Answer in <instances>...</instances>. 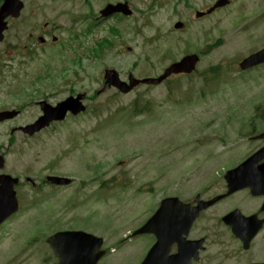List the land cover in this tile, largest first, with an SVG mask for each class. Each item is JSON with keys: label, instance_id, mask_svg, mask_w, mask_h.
Masks as SVG:
<instances>
[{"label": "rangeland", "instance_id": "1", "mask_svg": "<svg viewBox=\"0 0 264 264\" xmlns=\"http://www.w3.org/2000/svg\"><path fill=\"white\" fill-rule=\"evenodd\" d=\"M214 1L184 0L182 4L180 1L158 0L152 11L143 18L148 23L141 43H134L123 34L117 47L98 60L85 58V49L71 41V32L65 20L62 22L65 26L56 33L60 35L67 58L73 59H65L75 69L72 83L82 86V91L93 93L101 87L100 75L106 66L115 68L121 74L133 70L136 78H142L160 74L165 66L188 51L202 52L201 63L190 78H171L169 82L153 88L140 86L127 96L109 91L97 98L91 105L95 119L94 110L99 111L98 116L102 119L120 111L117 119L121 126L113 115L100 126H95L94 120L74 126L71 139L78 143L77 149L74 150L67 143L61 148L55 147L57 151L60 150V168L54 165L55 154L50 155L47 151L28 162H24L20 155L10 156L16 172L28 166L42 169L46 165L50 166L52 172L80 184L76 188H62L60 203L55 199L54 192L46 189L48 201L54 204L51 211L41 215V228L34 241L32 238L37 236L36 231L40 226L34 221H23L34 213L44 212L45 206L28 210L24 204L21 213L10 220V225L1 229L4 234L10 233V239L0 236V243L6 242L5 249L0 250V264H47L43 257L47 254L45 243L40 239L59 223L58 229L87 230L104 237L105 242L113 241L138 229L165 197L176 196L186 201L198 193L206 198L216 194L215 186L221 181L223 173L220 170L215 176L216 169L228 160L224 168L230 162H240L250 147L242 149L235 158L227 159V152L232 150V146L220 144L221 131L225 129V133L236 141L235 137L238 135L240 139L239 135L248 129L257 131L264 128V65L246 72H240L237 68V62L243 57L264 48V0H230V6L214 11L215 14L206 16L205 20L193 19L194 11H205ZM23 2L22 19L16 20L21 24V34L29 29L28 25L22 24L23 20L28 23L42 17L61 23L65 5H60L57 0ZM163 4L166 5L161 7ZM52 7L56 12H51ZM139 7L142 8V5ZM170 15L186 23L185 29L168 33L165 41L154 40L149 45L150 39L158 38L159 31L165 32ZM128 21L135 26H140L142 22L141 16ZM11 34L10 30L4 33L6 41H10ZM6 41L0 43V63L7 58L10 61L6 63L7 74H0V104H4L9 73H16L26 81L33 76L28 62L17 56L16 50ZM92 42L88 43L89 46ZM126 42L131 46V53L120 55ZM35 49L36 55L31 57L32 60L37 57L45 59L48 49L52 53L59 51L51 45L47 50L42 47ZM5 50L8 54L3 53ZM157 52H161V55ZM135 56L138 60L136 69L132 65L136 60H129V57ZM76 59H80L81 65L74 62ZM30 65L36 74L47 72L41 60H33ZM87 67L96 71L95 76L85 78ZM210 67L220 68L215 73L217 79L209 76L206 80ZM206 81L212 82L207 85ZM46 92L53 94L54 87ZM137 97L141 99L139 105L151 102L150 110L139 116L133 115V107L130 106ZM12 99H8V103ZM249 124L252 127L248 128ZM249 136H245L242 142H246ZM21 138L18 134L11 150L20 151L17 142ZM3 142L7 141L0 128V144ZM242 142L237 145L240 146ZM25 148H21L23 157L28 156ZM51 149H54V145H51ZM83 152L86 154L81 156ZM108 179L118 181V187L104 189L106 194L98 193L101 182ZM25 199L30 202L28 193ZM143 241L142 238L127 241L120 251H113L108 264H134L138 253L146 246Z\"/></svg>", "mask_w": 264, "mask_h": 264}, {"label": "flooded vegetation", "instance_id": "2", "mask_svg": "<svg viewBox=\"0 0 264 264\" xmlns=\"http://www.w3.org/2000/svg\"><path fill=\"white\" fill-rule=\"evenodd\" d=\"M44 28H47V25H44ZM230 125H233V128L235 126L233 122ZM254 131V128L247 130L248 133ZM262 132L264 130L258 131L257 135ZM235 140L236 142L226 143V146L229 144L232 146V150L227 152V159L235 158L242 149L250 147L247 155L240 162L236 164L230 162L229 166L220 169L223 173L221 181L215 186L217 192L206 199L221 198L201 213L198 224L192 228L187 237L189 243L201 240L200 246L195 250V244H186L182 251L183 255H178V247L172 245L169 251L171 255L169 264H175V259H179L181 264H186V261L188 264H264V189L263 182L255 174V167L264 162L262 159L264 139L257 137L248 140V146L237 145L242 142V138L238 139V135ZM254 156L257 160L248 167L247 171L257 183H250L242 189L227 194L223 174ZM3 168L6 174L12 171L8 161H5ZM144 255L139 264L144 259Z\"/></svg>", "mask_w": 264, "mask_h": 264}, {"label": "water", "instance_id": "3", "mask_svg": "<svg viewBox=\"0 0 264 264\" xmlns=\"http://www.w3.org/2000/svg\"><path fill=\"white\" fill-rule=\"evenodd\" d=\"M225 3H227V0H220L217 3V6H222ZM21 9H22V3H20L18 0H3V4L0 7V40L2 39L1 35L3 30L6 28L4 23L5 18L9 16L17 17ZM179 26L180 25H177L176 27ZM195 62H196V57L194 56L185 58L180 64L173 65L171 68L167 69L164 75H162V77H160L159 79H156L154 83L156 84H158L159 82L161 83V80L163 81L172 73H178L183 70L184 71L192 70ZM262 63H264V49L243 60L242 63L240 64V68L242 70H245ZM54 183H57V181H54ZM168 203H169L168 200L163 202L161 204L160 209L156 212V214L149 220V222L143 227V229L141 231L136 232V234H140L143 232H151L157 235L156 232L158 230V234L160 235V236L158 235V245L160 246L159 240L161 242L166 240L168 238L170 231H173L174 229L178 230L180 227H184L183 232L186 233L190 223L197 215L196 212L199 211L202 207L209 205L211 202L205 203L202 205V207H198L192 210L190 212V216L185 218V220L183 221H179L178 218L176 217L173 218L170 215V212L168 211L169 210ZM90 249H91L90 246H88V256H86V263L88 262L90 257ZM59 255L61 257L62 264H80L83 258L82 254L79 251L70 253L69 251H66L64 249L61 250Z\"/></svg>", "mask_w": 264, "mask_h": 264}]
</instances>
